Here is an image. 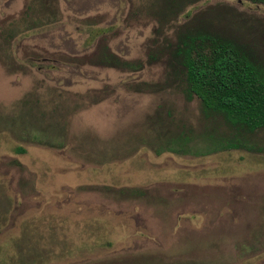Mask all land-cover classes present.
<instances>
[{
	"label": "rangeland",
	"instance_id": "rangeland-1",
	"mask_svg": "<svg viewBox=\"0 0 264 264\" xmlns=\"http://www.w3.org/2000/svg\"><path fill=\"white\" fill-rule=\"evenodd\" d=\"M196 35L264 72V4L0 0V264H264V129L187 93Z\"/></svg>",
	"mask_w": 264,
	"mask_h": 264
},
{
	"label": "trees",
	"instance_id": "trees-1",
	"mask_svg": "<svg viewBox=\"0 0 264 264\" xmlns=\"http://www.w3.org/2000/svg\"><path fill=\"white\" fill-rule=\"evenodd\" d=\"M247 1L264 4V0ZM181 44L175 62L187 93L197 97L206 110L222 114L233 125L249 131L264 129L262 69L221 38L188 36ZM17 152L24 154L25 150Z\"/></svg>",
	"mask_w": 264,
	"mask_h": 264
}]
</instances>
